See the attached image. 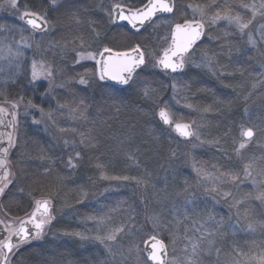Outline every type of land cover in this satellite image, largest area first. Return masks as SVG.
Segmentation results:
<instances>
[{"label": "snow or ice", "instance_id": "snow-or-ice-1", "mask_svg": "<svg viewBox=\"0 0 264 264\" xmlns=\"http://www.w3.org/2000/svg\"><path fill=\"white\" fill-rule=\"evenodd\" d=\"M0 11L15 21L0 23V264H24L20 254L33 245L49 253L42 264H264V219L251 207L252 200L264 206V154L245 156L257 137H264V108L255 122L245 107L248 123L239 125L238 139L229 127L205 136L213 127L211 115L230 112L236 99L247 105L264 85V62L246 95L192 102L212 91L206 85L193 90L200 73L210 74L222 89L233 88L224 81L237 73L245 76L243 65L254 58L249 52L264 61V0H101L95 8L85 0H0ZM56 12L78 26L75 34L55 38ZM94 16L99 20L89 18ZM234 37H246L247 47ZM205 40L219 51L201 49ZM68 55L73 56L71 75ZM221 57L241 66L229 72ZM77 67L83 71H74ZM169 91L164 99L162 93ZM259 99L264 101V93ZM185 109L196 118L185 119ZM130 113L153 118L150 132L159 133L153 142L174 135L186 147L179 154L171 151L162 179L141 168L140 156L153 145L144 141L143 153L140 146L132 148L134 116L104 136L109 121ZM102 137L141 174H118L111 161L95 156L87 162L94 176L78 182L85 155L100 149ZM205 148L222 159H199L196 153ZM180 164L190 169L191 181H176ZM249 183L254 192L242 194ZM208 201L223 203L228 215L217 218L200 207ZM89 205L87 213L77 214ZM140 205L142 223L135 211ZM13 208L23 215H13ZM65 209L72 210L79 228L54 227ZM259 215L264 217V210ZM237 233L250 239L225 247L228 236ZM68 238L88 255L64 260L58 249ZM48 244L52 247L45 249Z\"/></svg>", "mask_w": 264, "mask_h": 264}, {"label": "trees", "instance_id": "trees-1", "mask_svg": "<svg viewBox=\"0 0 264 264\" xmlns=\"http://www.w3.org/2000/svg\"><path fill=\"white\" fill-rule=\"evenodd\" d=\"M92 1L95 0H85V3L87 6H89L90 8L92 7ZM93 8V7H92ZM64 15H62L63 17ZM60 20V23L58 25L57 31L55 33V38L56 39H60L61 37H66V36H70L72 34H75L76 30H77V25L69 18H64ZM65 17V16H64ZM91 18V17H89ZM9 21V18L6 17V21H3L2 23H13L12 22H7ZM102 30H106V27L103 28ZM79 28L81 30H86L87 29V25L86 24H82L79 26ZM145 36H147L148 34L145 33ZM152 38L149 37V40H151ZM234 40L238 43L243 45L244 47H246V45L244 44V40H241L238 37H234ZM201 49H207L210 51H214V49H218L217 45L214 43H209L207 40H205L204 45H201ZM248 55L253 56L254 58L248 63L243 65V67H245L247 69L246 73H248V75L250 74L252 77H255V74L253 71L254 70V66H256V64L258 63V57L255 54V52H249ZM237 59L236 55L234 54L232 57V60ZM73 60V56L72 55H68L66 57V61L65 63L69 66V69H71V63ZM232 64V63H231ZM236 65H239L237 63H235ZM230 67H228L226 70L228 71ZM232 69V68H230ZM190 75L193 74L192 72L189 73ZM184 79H187V77H184ZM236 78H229L226 79L224 81L225 84H230L235 80H232ZM238 80V79H237ZM199 81L200 83H197L196 85H194L193 90L195 91L196 88H199L201 86H207V88L211 89L212 91H209L207 93L204 94H198L196 99L193 100L192 102L194 104H212L214 99L220 98V99H235V97L233 96V89L232 88H227V89H222L221 84L219 83V81H217L214 77H212L210 74H205V73H200L199 74ZM253 83V79L251 80L250 85ZM249 84V82H248ZM232 85V84H231ZM248 87V85H247ZM263 89V86H260ZM250 88V86H249ZM247 88H245V90L243 92H248V90H246ZM260 89V88H259ZM16 89L13 88H9V92L11 93H15ZM236 91V90H235ZM170 92V91H169ZM169 92L167 93H162V95L165 97L169 94ZM27 95L29 96V98H31V93H27ZM64 95L63 92H59L58 96ZM34 102L36 103H41V100L39 97H35L34 98ZM46 108L48 107V104L44 105ZM214 107H222V105H215ZM245 107H247L249 109V112L252 114L253 117V121L258 122L257 118L262 114V108H264V101L262 100H255L254 103H250L248 101L247 105L241 100V99H236L235 103L232 106V110L228 113H215L213 115H211L209 117V120L211 121V123L213 124V127L211 129H209L208 131L205 132V136L206 138H211L212 136L218 135L221 132L224 131V129L226 127H229L231 129V135L232 137L235 138H239V125L242 123H248V120L246 119L247 117V113H245ZM186 110V114H184L185 119H193L196 118V114L195 113H189L187 109ZM146 111V110H145ZM22 112V111H21ZM129 116H134L137 120V126L135 129L136 132V139L134 141V143L132 144V148H135L137 146H140L141 148V152H144V147H143V142L147 141L148 143L152 144V150L150 152H148L146 155H141L140 156V164H141V168H146L149 171H151L153 173L154 177H157L158 179H162L166 172H165V168L169 167V156L171 151L175 150L177 151V141H173L176 140L175 137H168V136H161L158 142H153L152 141V137L154 136H158L159 133L157 131H151V129H153L155 127V125H153L151 123L152 121V117L150 115H143L141 113H130V114H124L121 115L118 119L116 120H112L109 121V123L111 124V128H107L105 126V130H104V136L106 137L110 132H114L116 130H118L120 128V124L123 121H126ZM95 118V117H93ZM30 119V118H29ZM100 119H103V117H101ZM25 130L27 131V134L29 136L33 135V131L34 129L31 127H28L27 124H25ZM40 138L41 139H47V134L43 133L42 131L40 132ZM264 137H257V144H254L247 150V152L245 153V156H251V155H262L264 154V149L263 147H258L257 145L261 144V140ZM228 148L229 151H231V140H229V144H228ZM178 153V151H177ZM206 153V154H205ZM197 157L199 159H203L209 162H216L217 159H222L219 156V153H217L215 150L210 149V148H205L202 151H198L197 153ZM215 155V156H212ZM95 156H101L102 159L104 161H111L114 165H115V172L118 174H129V175H140L141 174V169L136 168L134 165H131L130 162L128 160H126L124 158V155L122 152H116L115 148H114V144L107 139H104L102 137V145L100 147V149L97 152H92V153H87L85 155V167H83L78 175V182H83L84 180L87 179V177L89 176H94V171L91 170L88 166H87V162H88V158L89 157H95ZM179 163V162H177ZM233 166H239V165H233ZM186 177V169L184 168L183 164H180V168L178 170V174L176 175V181H182L184 180ZM188 179V178H187ZM169 181H170V185L172 183V177L171 174L169 172ZM158 184H162V183H158ZM72 185H69V187H71ZM182 186V185H180ZM245 189V188H243ZM248 189V188H247ZM252 190V188H249ZM171 190V187H170ZM254 192V190L252 191ZM129 193V189H124V195H128ZM121 199L124 198V196L120 197ZM70 202L71 199L69 198ZM61 201H57V206L59 207ZM253 204L255 206V214H256V218L257 219H264V217L260 216L259 213L264 210L263 206H260V203H257L256 200H253ZM207 207V209L209 211H213L214 213L217 214V218H219L220 216H225V209L223 208H218L216 205L214 206L212 203H210V201H208L205 204H201V208ZM91 207V205H89V207H81L78 208L77 210V214L78 215H83L84 213H87L89 211V208ZM153 205H149L148 207V211H152L153 210ZM157 211H159V208H156ZM64 211H66L65 218H59V223L55 224L54 227L58 228V229H75V228H79L80 226L77 224L76 220L73 218L72 216V210L71 209H65ZM136 213H138V222L142 223L143 222V216H144V210L142 209L141 206L137 207L135 209ZM13 215H23V211H18L15 208H13L12 211ZM64 217V216H63ZM120 219V216H117ZM183 232V227H181V234ZM242 237L243 234L240 236L241 241H242ZM233 240L235 239V236H231L229 235L227 240H225L223 242L224 246L227 247V245H229ZM238 242V240H236ZM52 245L48 244V245H44L45 249L51 248ZM58 253L62 254L63 259L69 262L72 261H76L79 259H82L83 257L88 255V252L86 251H82L80 249V245L75 242L74 240H72L71 238H68V242L65 244L64 247H61L58 249ZM20 257L23 259L24 264H42V261L46 258H50L49 257V253L47 251H41V248L39 245H33V247L31 248H25L21 254ZM13 264H15V261H13Z\"/></svg>", "mask_w": 264, "mask_h": 264}, {"label": "rangeland", "instance_id": "rangeland-1", "mask_svg": "<svg viewBox=\"0 0 264 264\" xmlns=\"http://www.w3.org/2000/svg\"><path fill=\"white\" fill-rule=\"evenodd\" d=\"M104 2L105 3H107V0H104ZM246 2H247V0H246ZM101 3V0H95V1H92V7L93 8H95L98 4H100ZM91 7V8H92ZM239 10V9H238ZM53 15V18L54 19H56L57 21H58V23H57V28H58V25H59V23H60V20H61V17H62V15H63V13L62 12H56V13H53L52 14ZM6 17L7 18H9V21L10 22H15L14 21V19H13V17L8 13V12H6V11H0V23H2L3 21H6ZM64 18H66V17H62V19H64ZM92 19H97V20H99V16H94V17H91ZM9 21H7V22H9ZM260 21H258V23H259ZM101 26H103V28L104 27H106V30H107V25H105V24H102ZM221 27H223V25H221ZM245 40H246V37L244 38ZM246 47H247V45H246ZM199 51V50H198ZM214 51H219V49H214ZM256 54V53H255ZM257 55V54H256ZM258 57V56H257ZM236 59H234V60H232V61H235ZM262 62H264V61H261L260 59H259V57H258V63L256 64V66H254L255 68H254V70L253 71H255L254 72V74H255V76H256V74L260 71V64L262 63ZM220 63L221 64H225V65H228V67H230V68H232V69H228V71L229 72H232V71H234L235 69H237L238 67H240L241 65H236L234 62H230L227 58H225V57H221V59H220ZM232 63V64H231ZM72 64V63H71ZM91 65H92V62H87V64H86V66L87 67H91ZM227 67V68H228ZM68 71H69V75H71L72 74V70L71 69H68ZM74 71H76V72H82L83 71V69L82 68H79V67H77ZM234 78H236V80L235 79H232V80H235V81H233L232 83H230V84H232V86H233V88L232 89H235L236 91H234V93H233V96L236 98V96L238 95V94H247L249 91H251L252 89H251V85H250V83H251V80L253 79V77L249 74L248 75V73H245V76L244 77H241L240 75H239V73H237L236 74V76L234 77ZM238 79V80H237ZM59 82V81H58ZM248 82H249V84H248ZM254 82V81H253ZM247 85H248V87H247ZM249 86H250V88H249ZM263 86V89H262V87H258L257 89H256V91H255V93H254V95H253V98L249 101L250 103H254L255 102V100H257V99H259V97H260V94L261 93H264V85H262ZM245 88H247L246 90H248L249 89V91L248 92H243L244 90H245ZM260 88V89H259ZM59 94V93H58ZM171 93L169 92V94L165 97V99H168V96L170 95ZM58 97H63V95H61V96H58ZM259 100H261V99H259ZM21 111H23V109H21ZM184 114H186V110H184ZM173 137H175L174 135H173ZM176 138V137H175ZM173 141H177L176 142V144H177V151H178V154L179 153H182L183 151H185L186 150V147H185V145L183 144V142L180 140V139H178V138H176V140H174L173 139ZM262 142H261V144L260 145H264V138L261 140ZM258 142H254V144H257ZM263 149H264V147H263ZM197 155V154H196ZM212 156H215V155H212ZM169 167H166L164 170H166V169H168ZM184 168L186 169V177L189 179V181H191L192 179H193V176L192 175H190L189 174V172H190V169L186 166V165H184ZM177 174H178V172H177ZM163 186V184H157V187H162ZM99 187L100 188H103L104 187V185L103 184H100L99 185ZM243 188H245V189H242V194L243 193H248V192H252L254 189H253V187L251 186V184L249 183V184H247L245 187H243ZM248 188V189H247ZM249 188H252V190L251 189H249ZM112 199L113 200H115V199H121L120 197H112ZM211 203V202H210ZM257 203H260L259 201H257ZM141 207H142V209L144 210V207H143V205H140ZM218 208H224L225 209V213H224V215H228V212H227V207L223 204V203H221V204H219V205H216ZM260 206H262L261 204H260ZM251 207L255 210V206H254V204H253V200L251 201ZM263 208H264V206H263ZM145 211V210H144ZM65 215H67L66 214V211H64V217L62 216V217H60V218H65ZM66 219V218H65ZM117 219H119L118 217H117ZM243 233H237L236 235H235V239L236 240H238V242L239 243H243L245 240H248V239H250V237H248V236H246L245 234H243V237H242V241H241V238H240V236L242 235ZM235 240V241H236ZM234 241V240H233ZM237 242V241H236Z\"/></svg>", "mask_w": 264, "mask_h": 264}]
</instances>
